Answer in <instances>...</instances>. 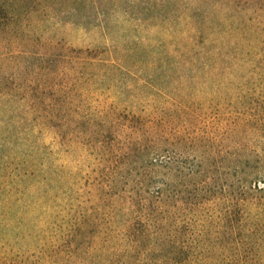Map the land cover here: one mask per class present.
Masks as SVG:
<instances>
[{
  "label": "trees",
  "instance_id": "obj_1",
  "mask_svg": "<svg viewBox=\"0 0 264 264\" xmlns=\"http://www.w3.org/2000/svg\"><path fill=\"white\" fill-rule=\"evenodd\" d=\"M0 264H264V0H0Z\"/></svg>",
  "mask_w": 264,
  "mask_h": 264
},
{
  "label": "rangeland",
  "instance_id": "obj_2",
  "mask_svg": "<svg viewBox=\"0 0 264 264\" xmlns=\"http://www.w3.org/2000/svg\"><path fill=\"white\" fill-rule=\"evenodd\" d=\"M170 6L172 7V12H173V15L172 16V19H171V22L174 24V26L172 28L174 29H195L194 26L192 27L190 24H186L183 22V20H181V16H179V14L181 13L182 11V8L178 5V4H174L172 5V3L170 4ZM159 22H162L160 23L159 26H156V28L150 26V24L148 25H145V26H141V29H165L164 26L162 25L164 21H158ZM117 27V28H116ZM112 29H123V28H120V26H115L114 28Z\"/></svg>",
  "mask_w": 264,
  "mask_h": 264
}]
</instances>
